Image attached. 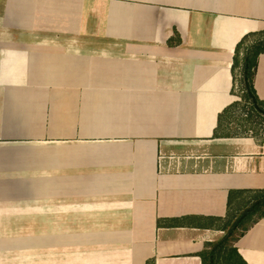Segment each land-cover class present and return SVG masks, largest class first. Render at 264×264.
<instances>
[{"label": "crops", "instance_id": "obj_1", "mask_svg": "<svg viewBox=\"0 0 264 264\" xmlns=\"http://www.w3.org/2000/svg\"><path fill=\"white\" fill-rule=\"evenodd\" d=\"M260 30L264 0H0V264H202L264 188V137L215 135ZM236 247L264 264V218Z\"/></svg>", "mask_w": 264, "mask_h": 264}, {"label": "trees", "instance_id": "obj_2", "mask_svg": "<svg viewBox=\"0 0 264 264\" xmlns=\"http://www.w3.org/2000/svg\"><path fill=\"white\" fill-rule=\"evenodd\" d=\"M261 55H264V30L247 33L237 44L232 65V92L239 99L219 114L216 136H247L249 134L245 132L250 128H243L245 123L264 122V100L259 97L255 88ZM239 109L245 112L246 118L236 119L235 111ZM254 118H259V122ZM233 123L236 125L235 131L230 128ZM251 129L255 130L256 126ZM252 135L260 137L258 134ZM263 218L264 188L231 190L227 216L214 219L225 231V235L219 240L205 244L199 253L202 264H248L239 253L236 242Z\"/></svg>", "mask_w": 264, "mask_h": 264}, {"label": "rangeland", "instance_id": "obj_3", "mask_svg": "<svg viewBox=\"0 0 264 264\" xmlns=\"http://www.w3.org/2000/svg\"><path fill=\"white\" fill-rule=\"evenodd\" d=\"M235 116H237L236 119L238 118H246V114L243 110H236L235 111ZM256 120V122H259V118H254ZM238 121H235V123H237ZM236 125H234V123L230 126L231 130L235 131V127ZM249 127L250 129L245 132V133H248L249 135H252V134H258L261 138L264 137V122L262 123H245V125H243V128L245 127ZM253 126H256V129L255 130H252L251 128Z\"/></svg>", "mask_w": 264, "mask_h": 264}]
</instances>
